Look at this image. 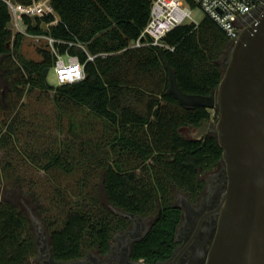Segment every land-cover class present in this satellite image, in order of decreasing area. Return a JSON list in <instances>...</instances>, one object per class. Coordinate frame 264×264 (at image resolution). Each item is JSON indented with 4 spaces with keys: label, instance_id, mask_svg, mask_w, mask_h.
<instances>
[{
    "label": "trees",
    "instance_id": "obj_1",
    "mask_svg": "<svg viewBox=\"0 0 264 264\" xmlns=\"http://www.w3.org/2000/svg\"><path fill=\"white\" fill-rule=\"evenodd\" d=\"M151 4L152 0H52L61 20L49 30L41 27L40 19L34 27L31 17H25L30 32L62 40L55 43L59 53L77 55L85 65L83 80L53 86L45 70L54 66L56 55L45 48L40 50L41 60L25 57L21 52L25 34L9 28L11 12L0 0V67L6 86L0 96V117L13 115L9 124L0 121V149L11 157L12 150L25 157L14 144L16 136L34 123L21 113L23 99L34 91L54 89L60 123L69 121L65 155L61 150L51 152L54 148L45 151L49 161H39V167L47 170L54 164L69 173L83 172L77 183L84 190L70 196L68 209L61 201L64 208L59 206L61 212L53 222L50 250L56 261H73L92 249L105 253L114 231L129 225L126 216L100 199V186L114 207L155 216L148 233L134 242L132 257L147 264L167 259L176 246L182 218L175 190L198 194L204 187L200 174L221 162L223 149L213 133L195 139L183 132L210 121L212 115L209 108L185 106L168 92L169 67L184 92L210 95L223 76L221 59L232 41L216 21L204 16L198 26L185 23L169 31L163 39L165 47H130L149 20ZM53 19L48 14L43 20ZM87 51L109 54L89 60ZM73 108L102 126L103 143L83 136L88 124L71 116ZM126 151L133 155L127 161L136 163L128 168L121 159ZM110 153L122 157L111 162L106 155ZM99 163L101 184H90L87 174ZM5 164L7 170L13 167L10 160ZM6 179L11 180L10 171ZM15 179L21 181L20 176ZM57 194L68 197L60 189ZM37 254V237L28 215L15 202L0 199V264H41L32 262Z\"/></svg>",
    "mask_w": 264,
    "mask_h": 264
},
{
    "label": "water",
    "instance_id": "obj_2",
    "mask_svg": "<svg viewBox=\"0 0 264 264\" xmlns=\"http://www.w3.org/2000/svg\"><path fill=\"white\" fill-rule=\"evenodd\" d=\"M31 19L36 27L37 16ZM41 27L48 29L46 22ZM225 62L210 95L184 92L171 67L168 92L185 106L215 108L219 114L212 133L223 149L228 183L206 264H264V10L231 43ZM209 122L197 128L194 138L206 134ZM32 216L40 235L42 220Z\"/></svg>",
    "mask_w": 264,
    "mask_h": 264
},
{
    "label": "rangeland",
    "instance_id": "obj_3",
    "mask_svg": "<svg viewBox=\"0 0 264 264\" xmlns=\"http://www.w3.org/2000/svg\"><path fill=\"white\" fill-rule=\"evenodd\" d=\"M193 17L195 20L201 21L204 18V13L199 7H196ZM12 27L13 25L9 24V28L12 29ZM46 43L48 46H50L49 42H46L45 40L36 42L35 40L25 36L22 43L21 52L30 60H41L40 50L48 48ZM229 47L221 59V63L224 67L226 65L225 60ZM47 82L53 86L58 85L54 67H52L47 74ZM5 88L6 86L3 79V71L0 67V96L4 92ZM54 95L55 90L49 89L43 91H34L33 93H29V95L23 99V102L25 103V109L22 108L21 113L25 114L27 118L34 119V123L26 127L19 137L16 136L14 144L16 150L20 148L25 157L22 155L20 157V155H17V152L14 150H12L13 157H11L7 154H4V151L0 149V199L6 198L15 202L17 206L28 215L38 239H40L41 236V245L42 242L50 243V232L56 227V224L53 222L56 221V216H58L61 212L59 206L64 208L65 205V209H68V206L70 205L68 202L73 200L70 196H72L74 193H78L79 190L80 192L84 190L81 188V185L77 183L78 178L81 177L83 172L73 170V172L69 173L60 167L55 166L54 164L49 165L47 170L41 169L39 167V161H42V163L45 164H47L49 161V158L45 157L43 153L45 151L50 152L51 149L54 148V151L51 152H59L61 150L62 155H65L63 150L66 148L64 144L66 141L64 139H66L68 134L67 130L69 127H67V124L69 121L65 120V123H60L58 106L56 104ZM209 110L212 115L211 121L215 125L219 117L218 111L215 108H210ZM71 112V116H74L79 120H86L88 125L83 135L86 139H96L103 143L102 137L104 133L102 132L103 128L100 124L93 121L91 117L87 116L86 112H82L77 108H73ZM12 119L13 115H10L9 117H0V121L5 120L8 124ZM183 132L187 137L193 138L196 133V129L184 128ZM26 154H30V157H28V155L26 157ZM106 155L109 156L107 158L111 162H114V160H119V158L122 157L116 153H110ZM132 156V154H128L126 151V155H124L121 159L124 162L127 160L129 161L132 160ZM6 160L12 161L13 167L10 170L5 168ZM128 161L125 162L126 168H128L129 164H136L129 163ZM9 171L11 180L6 179V175L9 174ZM102 172L103 170L100 166V163L94 165V167H92L87 174L90 184H101L100 177ZM17 176L21 177V181H16L15 178H17ZM58 189L63 191L64 194H68V197L58 196ZM99 197L118 215H121L118 211L126 212V210L112 207V205L106 201V197L104 195L103 189H101V186ZM73 198H75V196ZM62 200L64 205H61ZM32 212L42 220L44 231H41L40 235L37 233V225L34 222L35 220L32 216ZM48 222L51 224H48ZM115 232L116 230L114 233ZM43 234L46 236V240L43 238ZM32 262L38 263L36 257L32 260Z\"/></svg>",
    "mask_w": 264,
    "mask_h": 264
},
{
    "label": "flooded vegetation",
    "instance_id": "obj_4",
    "mask_svg": "<svg viewBox=\"0 0 264 264\" xmlns=\"http://www.w3.org/2000/svg\"><path fill=\"white\" fill-rule=\"evenodd\" d=\"M263 10L259 12L262 13ZM213 127L210 120L205 135L212 134ZM197 128L195 127L196 131ZM200 178L204 187L196 195L175 190V204L182 210V218L175 233L176 246L170 257L155 264H206L219 224L218 207L228 183L223 160L214 169L201 173ZM126 218L130 220L129 225L124 230H116L105 253L92 249L82 258L59 262L52 257L50 243L42 242L41 245V236L38 239L36 235V260L41 264H147L145 259L132 257V247L135 241L141 240L148 233L155 216H142L126 211Z\"/></svg>",
    "mask_w": 264,
    "mask_h": 264
},
{
    "label": "built area",
    "instance_id": "obj_5",
    "mask_svg": "<svg viewBox=\"0 0 264 264\" xmlns=\"http://www.w3.org/2000/svg\"><path fill=\"white\" fill-rule=\"evenodd\" d=\"M11 12V24L14 33H23L25 36L40 42H49L48 49L56 55L54 68L58 84L74 83L83 80L86 76L85 65L77 55L68 51L59 53L55 46L56 42L62 40L53 37L48 33H33L29 31L30 25L25 17L37 16V20L44 21V17L53 14L54 19L46 22L47 30L51 26L57 25L61 18L55 11L52 0H4ZM199 7L204 16H208L216 21L226 32L233 42L236 40L244 27L249 26L257 20L261 14L259 10L264 8V0H152L150 17L142 29L137 40L131 42L130 47H141L147 45L166 46L163 39L169 31L185 23H192L198 26L200 21L195 20L193 13ZM86 49L83 44H80ZM89 60H94L97 56H107L109 53L100 52L91 54L87 51Z\"/></svg>",
    "mask_w": 264,
    "mask_h": 264
}]
</instances>
